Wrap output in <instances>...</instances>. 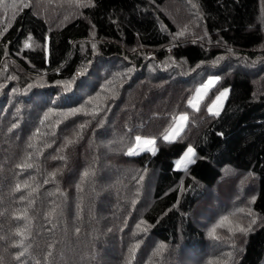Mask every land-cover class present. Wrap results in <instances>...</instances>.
<instances>
[{"label": "trees", "instance_id": "1", "mask_svg": "<svg viewBox=\"0 0 264 264\" xmlns=\"http://www.w3.org/2000/svg\"><path fill=\"white\" fill-rule=\"evenodd\" d=\"M14 1H0V264H111L119 246L130 264H182L207 249L193 211L226 168L249 178L224 207L251 199L256 223L213 264H264V0H180L181 28L170 0H78L77 14L61 1ZM143 48L154 54H131ZM213 75L209 99L190 109L195 84ZM180 114L187 126L164 142ZM136 136L156 137V154H126ZM108 137L116 150L105 156ZM189 146L195 163L175 169ZM103 163L126 175L107 199ZM151 238L162 244L144 258Z\"/></svg>", "mask_w": 264, "mask_h": 264}, {"label": "rangeland", "instance_id": "2", "mask_svg": "<svg viewBox=\"0 0 264 264\" xmlns=\"http://www.w3.org/2000/svg\"><path fill=\"white\" fill-rule=\"evenodd\" d=\"M0 1H2V0H0ZM13 1L14 0H12V2ZM58 1H61V3H65L66 6H68V7H70L72 5V6H75V8H76V6H78L77 5L78 0H57V1L56 0H46V2L50 5H54V4L57 5L58 4V6H59L60 3ZM43 4H45V3L43 2ZM167 4L168 5L165 7L167 14L181 28L182 19L185 18V15H188L187 9L184 7V4L181 3L180 0H170V2ZM173 7H175V8H173ZM179 8H180V10H182L181 12H179ZM75 11L76 12L74 14H77L78 9L76 8ZM178 14H179V16H178ZM176 16L178 17L177 21L175 20ZM137 51H139L141 55H144L147 58L154 54L151 49L146 50L144 48L142 50H140V49L132 50L131 54H134ZM158 65L160 66L159 63H158ZM261 76L262 75H260L258 77H261ZM112 77H116V76L113 74ZM211 77H217V76H215V75L207 76L200 81L197 80L198 84H195L194 89H193V93L189 99L193 98L195 95V90L200 88L201 85L206 83L207 80ZM34 78H35L34 85H38L42 88L46 87L43 84L42 77L40 75L34 76ZM213 88H211V89H213ZM223 90H225V89H223ZM223 90L218 91L216 95H218L219 92H221ZM208 94L205 97L204 101L209 99ZM215 96L213 98H210L208 104L211 103V101L215 98ZM56 97H58V95H56L54 97L55 100H56ZM54 98H53V101H54ZM190 109H192V108H190ZM180 115H182V114H180ZM180 115H178V116H180ZM113 140H115V139H113L112 137H108L106 140H104V141H106V143H104L102 141V148L105 150L104 151L105 156H107L108 151L110 152V151L116 150L115 149V142H113ZM118 141L123 142V140H121V139H118ZM133 146H134V140H133V144L131 147H133ZM142 147H144V146H142ZM128 149H127V151H128ZM141 152H145V151H140L139 153H141ZM146 152H150V151H146ZM105 156H103V153L102 154L99 153L98 158L100 160V163L104 162ZM181 157H179L178 159H180ZM177 160H175V162ZM175 162H174V168L177 169L175 166ZM119 168H124V167L113 166L111 163H103L101 166L102 172H104V173L101 172L102 175L99 179L101 180L100 184H103L102 187H104V189H105V191H103L101 195H105L106 199H107V195H108L107 193L111 192V191H109V189L107 190V187L108 188L111 187L112 185L115 184L114 180L119 179V178H121V176L125 175V173L122 172L123 169L118 170ZM128 170L131 171L130 169H128ZM179 170H183V169H179ZM222 171H223V177H222L221 181L218 183V185L216 187H214L208 191L206 196L203 198L202 202L199 204L198 208L193 211V216L197 220L196 223L205 232V236L207 239L206 241L208 242L207 243V245H208L207 249L204 252H202L200 254L193 255V256L190 253H186L182 259V264H213V262L218 260L220 257H222L224 255L225 256L228 255V252L229 253H231V252L236 253L237 251H239V248H238V250H237V248L236 249L234 248V246H236V244H235L236 241L243 240L245 235L248 234V232H249V231H247L246 233L239 232L236 230V226L239 225V226H242L246 229L248 228V226L250 224L252 226L251 215H249V213H251V209H250L251 199H249V201L246 203V205L244 204V206H242V205H228V206L224 207L227 203H229V201L232 198L240 195L239 194L240 187H243L244 182L249 178V176H246V175L241 176L239 173H237L235 175L234 171H232L229 168H226ZM109 180L111 182H109ZM228 183H230V186H228ZM112 189H114V191H115V192L112 191V193L114 195L117 191V188L112 187ZM229 196H231V197L229 198ZM114 197H115L114 199H116V200L123 199V198H118L119 196L116 194ZM125 197L126 196H124V199H123L124 201H126ZM148 197H149V194H147L145 197L147 199V200L145 199L146 203H148V201H149ZM104 204L105 205L108 204L106 200H105ZM210 210H213V211H210ZM130 211H131V209H130ZM106 217H109V215H105V217H104L105 221H106ZM138 217H140V214H138ZM224 217H228L229 218L228 221H225L222 226L218 227L217 225L220 224L221 220ZM112 224L115 225L114 223H111V225ZM137 225H139V227H137ZM141 225H142V222L139 219V220H136V222L133 226H134V228H140L141 229ZM134 228L131 227V231L133 229L132 233L137 232V231H134ZM213 228H216V238H213L212 236L209 235V232ZM226 240H227V242H231L232 246L228 247L227 243L219 244L220 241L222 242V241H226ZM161 244L162 243H160L157 239L151 238L150 246H148L147 249L145 248L144 258H145V256H146V258H149L151 254L155 256V254L157 253V250L161 246ZM78 245H77V247H78ZM84 245H85V243H84ZM113 247H115V244ZM119 248L120 249L115 247V249H114L115 252H113L114 255L111 256L112 259L109 258L108 261L111 264H114V259L116 261V259L118 257L116 264H130L131 263V252L129 250L122 251L121 250V249H123L122 246H119ZM229 248L233 249V251H228V252L226 251L227 252L226 253L225 250L229 249ZM145 264H147V262Z\"/></svg>", "mask_w": 264, "mask_h": 264}, {"label": "snow or ice", "instance_id": "3", "mask_svg": "<svg viewBox=\"0 0 264 264\" xmlns=\"http://www.w3.org/2000/svg\"><path fill=\"white\" fill-rule=\"evenodd\" d=\"M92 0H88L89 5L91 4ZM6 30V29H5ZM180 35H183V32L180 33ZM30 39V38H29ZM25 47H29V45L26 43ZM219 77H211L207 80L206 83L202 84L200 88L195 90V95L193 98L188 100V105L190 108H192L194 111L200 110V102H203L207 94L210 92L211 88H213L219 81ZM229 95V90L225 89L221 92H219L218 95L215 96V98L211 101L210 104L206 106L207 112L212 115L218 117L221 114V110L223 109V103L227 99ZM75 111H80L79 109H76ZM189 121V116L187 114H182L178 117L173 118V125L163 134L160 139H162L164 142L167 143H173L176 142L177 139L180 137L181 133L184 131L185 127L187 126V123ZM68 143H72V141H69ZM157 138H142L141 136H136L134 138V146L130 147L126 154L128 155H135L138 154L140 151H150L153 155L156 154V151L158 150L156 147ZM144 146V147H142ZM195 157L196 153L194 149L189 146L183 153L182 157L178 159L175 162L176 168L183 169L187 171L189 165L195 163ZM60 159H64V157H60ZM31 164H27L26 167H31ZM55 175V174H53ZM19 185H17V190H19ZM251 215V213H249ZM228 217H224L220 224L217 225L222 226L225 221H228ZM252 224H255V219L252 220ZM139 227V225H137ZM236 230L242 233H246L247 231L251 230V224L248 226V228H244L242 226L237 225ZM18 235L20 233H17ZM209 235L213 238H216V228H213ZM20 246V245H16ZM163 247V246H162ZM24 253L21 252L19 255L16 256V259L19 260L21 256H23ZM51 255V253H49Z\"/></svg>", "mask_w": 264, "mask_h": 264}]
</instances>
